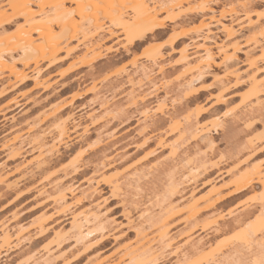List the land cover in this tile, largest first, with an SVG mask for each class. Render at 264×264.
Instances as JSON below:
<instances>
[{"label": "rangeland", "instance_id": "1", "mask_svg": "<svg viewBox=\"0 0 264 264\" xmlns=\"http://www.w3.org/2000/svg\"><path fill=\"white\" fill-rule=\"evenodd\" d=\"M145 1L153 7L156 0ZM8 2L0 0V5L7 9ZM66 6L75 7L70 3ZM201 6L205 7V13L196 15L194 9ZM95 7L98 12L97 23L102 27L101 35L93 36V31H90L85 40L83 36H78L77 40L68 44L74 47L82 40L88 43L105 37L96 52L86 56L83 45L68 57L60 53L62 59L56 67L47 68V63L41 65L43 73L39 77V84L34 80L35 67L30 65L23 68L22 63H19V52H13V56L20 60L16 64L19 63L18 67L25 71L28 78L19 81L14 75L1 72L0 175H9V183L20 182V185L12 187L13 184L8 183L11 187H7L6 184H0V230L4 226V229L13 232L17 224L28 226L42 212L55 213L53 201L40 195L44 190L51 191L62 182L79 189L77 191H83L89 188L91 180L94 194L89 193L81 204H72L70 210L53 219L52 225L69 229L71 212L97 205H101L103 217L109 220L110 225L99 241L103 245L95 251H78L80 245L68 235L64 242V249L72 254L68 264H85L97 257L107 263L118 260L124 247L137 239L139 215L147 201H152L156 206L152 213L154 218L158 216L160 205L171 202L179 207L169 221V234L177 237V243L186 241L188 236L195 243L204 241L202 251L192 256L190 263L201 259V264H216L241 246L244 257L240 264H252L253 253H264L262 247L257 245L261 239L260 232L257 233L256 243L248 246L242 244L239 235L247 226L253 231L259 228V213L264 206V184L255 183L236 193L231 185V171L236 170L237 165L246 167L248 164L258 165L264 171V107L258 109L256 106L249 116H244L247 107L256 102L258 97L264 100V96L252 95L254 89L246 75L251 70L243 52L254 48L251 44L247 45L252 33L240 31L239 27L242 23H245L242 26L246 25L249 17L252 23L261 25L256 34L264 36V0H211L208 3L207 0H193L168 12L160 10L158 6L157 20L164 27L144 41L133 44L126 39L121 26L113 25L109 17L97 11L103 7L102 3L95 4ZM126 10L129 18H132V11L129 8ZM46 12L50 13V9L47 8ZM219 21L233 25L242 33L239 32L236 39L229 40L224 33L217 32L219 42L225 41L229 46L236 42L240 44L243 51L237 53L233 62L242 80L239 78L237 82V79L230 78L224 85L220 84L218 79L222 77L224 67L220 64L221 59L217 58L203 81L192 91H186L184 86L190 74L182 60L183 50L193 38L208 29L216 31L215 25ZM22 22L23 19H18L16 24L9 25L4 36L14 32ZM108 32L114 33V36L107 38ZM153 57L156 58L155 62L152 61ZM143 66L153 69L152 83L138 72ZM162 66L164 72L161 74L159 68ZM254 69L258 72V90L264 93L263 62L259 61ZM130 79L135 85L130 84ZM220 96L223 99L218 101ZM160 100L166 101L163 110L157 108ZM145 107L151 109L147 120L141 114L146 110ZM230 110L234 116L225 120L218 128V133H214L212 148L201 146L202 151L195 158L199 174L193 186L190 185L180 195L170 191L167 176L174 161L168 143L174 142L179 136L178 130H171L174 123L179 122L181 128H185L188 126L186 119L191 122L199 119L205 126H212L215 116L223 117ZM57 118H61V121ZM72 118L76 120L78 128L74 127ZM171 118H174V122H170ZM64 122L67 134L62 137L59 152L55 151L58 153L53 157L47 156L39 168L32 167V173L28 171L30 169L26 172L23 167L39 154L36 149L38 145H23L25 149L22 148L21 155L9 156L8 147L19 146L22 140L39 130L56 132V127L64 125ZM161 139L167 145H159ZM144 140H147L145 145ZM248 140L254 141L252 146L247 143ZM45 142L52 144L51 138ZM182 142L179 150L181 158L199 150L200 146L195 140ZM147 153L150 155L145 157ZM205 154H208V159L203 158ZM136 174L143 176V181L138 185L139 190L125 192V189L117 196L111 195L107 181L118 179L125 184ZM100 176L106 181L97 185ZM215 185L220 188L216 204L210 209L201 206L196 220L188 223L185 208L187 199L192 194L200 198ZM137 194L138 197H135ZM238 217L242 219L241 224L236 223ZM150 229L147 233L153 238L157 231L155 227ZM41 239H14L9 249L1 251L0 264H17L29 250L33 251L36 259H40L44 255L42 247L45 244ZM175 262L176 258L172 257L164 264ZM50 264L61 263L54 261Z\"/></svg>", "mask_w": 264, "mask_h": 264}, {"label": "bare ground", "instance_id": "2", "mask_svg": "<svg viewBox=\"0 0 264 264\" xmlns=\"http://www.w3.org/2000/svg\"><path fill=\"white\" fill-rule=\"evenodd\" d=\"M191 1L193 0H156L154 6L151 7L145 0H9L7 9H4L0 5V76L2 71H6L14 75L16 80L24 81L28 78V75L25 74L23 69L18 67L19 63H22L23 68L33 65L36 75L34 80L36 84H39V77H41L43 73L41 65L47 63V68L56 67L62 59L60 53H65L68 57L83 45L84 54L86 56L96 52L97 49L102 46L106 39L105 37H101L96 41L93 39L88 43H84L90 31H93V36L97 37H99L102 32L101 25L97 23L98 12H96L95 4H103V7L97 11L105 17H109L113 25L121 26L124 30L126 39L133 44L137 41H144L149 35L164 27L163 23L157 20V15L159 13L158 6L161 8L160 10L168 12L186 3H190ZM210 1L211 0H207V3ZM126 2H128L130 6ZM67 3L75 7L69 8L66 6ZM47 8L50 9V13L46 12ZM126 8L132 11V18H129L127 15ZM194 10L196 15L205 13L204 6L195 8ZM210 12L214 13L215 11L210 10ZM214 18L213 16L212 19ZM18 19H23V22L17 26L14 32L5 37L4 35L8 32L7 27L11 24H16ZM247 20L246 25L242 26L245 23H242V25L239 24L240 31L248 30V32L252 33L250 34L252 35L251 39L246 41L247 45L251 44L255 49L252 48L243 51L238 42L230 46L225 44V41L219 42L220 40L217 39L218 31L224 33L226 39L229 40L236 39V35L240 32L238 29H235L233 25H226L220 21L215 25L216 31L208 29L203 34L193 38L187 47L184 48L182 60L190 74V78L186 81L184 86L186 91H192L197 84L203 81L208 72L207 70L215 65L217 58L221 59L220 64L224 67L222 77H218L219 83L224 85L225 81L230 78H235L238 82L241 75H239L240 71L235 68V63L233 61L237 53L243 51L247 57V65L251 70L246 75L248 77V82L254 89L252 95L259 96L261 94L264 96V93L258 90V72L254 69L259 61L264 64V36L261 37V35L258 36V33L256 34V30L260 29L261 25L252 23L253 21L249 17H247ZM78 36H83L84 40H82L81 43L79 42L76 46L70 47L68 43L77 40ZM113 36L114 33H107V38H112ZM214 49L217 51L214 52ZM257 50H259V54H257ZM13 52H19L18 58L21 62H19L18 65L16 61L19 59L14 58ZM188 52L190 53L188 54ZM152 61L155 62L156 58L153 57ZM220 64L219 66H221ZM138 72L141 73L145 80L147 79L149 82H153V69L143 66L139 68ZM163 72L164 67L162 66L159 68V73L162 74ZM129 82L135 85L132 79H130ZM3 92H5V90ZM221 99H223V96H220L218 101ZM256 106H258V109L264 107V100L261 97H258L256 102L250 104L248 106L250 108L247 107V110L244 111V116H249ZM165 107V100L158 101V110H163ZM145 108L146 110H143L141 114L142 117L147 120L150 117L149 114L151 113V109H147L148 107ZM231 116H234L232 110L223 117L220 115L215 116L212 126H205L199 119L195 122L186 119L188 126L185 128H181V123L179 122L174 123L171 130H178L179 136L174 142L168 143L171 150L170 154L174 161L173 167L170 169L167 176V187L170 191L173 193L177 192L180 195V193L188 189L192 183L194 184L199 174V165L195 162L196 156L200 154L203 147L212 148L214 144V133H218V128ZM57 120L61 121V118H57ZM71 120L74 127L78 128L79 126L75 125L77 124L76 120L74 118ZM170 122H174V118H171ZM65 124L66 122H64V125L57 126L56 132L52 130H43V132H40L41 130H39V132L35 133L33 136H29L27 139L22 140L20 144H18L19 146L16 147V144L15 146L8 147L9 156L17 157L21 155V150L25 149L22 147L23 145H25L24 147H26V145L30 146L31 144L38 145L36 149L37 151L39 150V154L36 155L35 158L27 161L23 167L26 172L30 169L28 171L32 173L34 168H39L41 164L44 163L47 156L53 157L59 152L58 147L62 143V137L67 134L64 128ZM47 138H51L52 144L49 145L45 142ZM188 139L195 140L196 144L200 146L199 150H196L197 152L195 151L194 154L188 153L184 158H181L179 150L183 143L182 141ZM253 142V140H248L247 143L252 146ZM146 143L147 140H144L143 144L145 145ZM158 144L161 146L167 145L162 139L159 140ZM55 151L58 152L56 153ZM149 155L150 153H147L145 157ZM203 158L208 159V154H205ZM32 167L33 169L31 170ZM263 173L264 171L258 165L248 164L246 167L237 165L236 170L231 171V185L234 187V191L238 193L246 190L255 183L264 184ZM9 177V175L1 174L0 184L3 183L6 184L7 187H11L9 184L13 183L8 182L10 179ZM141 177L136 174L125 184H122L118 179L107 181L110 186L111 195L113 197L117 196L120 191L125 189V192H130V190L133 189L139 190L140 187L138 185L143 181ZM98 179L97 182L95 181L97 185L101 181H106L103 176H100ZM19 185L20 182H14L12 187H18ZM68 185L61 182L50 189L51 191L42 189L44 191L40 195H44L47 200L53 201L55 204V213L50 214L48 212H42L36 216L28 226L17 224L14 229H12L14 230L13 232L4 229L3 226L0 230V253L6 248L9 249L11 245H13L14 239L21 241L28 237L30 241L32 238L37 239L41 237V240L45 241L42 247L44 252L43 257L36 259L33 255V251L29 250L17 264H50L51 262L54 263V261L60 262L61 264H68L70 262V256H72V254H69V252L64 249V242L68 235H71L75 242L80 245L78 251H95L98 247H101L103 244H101L102 242L99 243V241L109 228L108 225H110L108 222L109 220L103 217L101 205L71 212L68 218L69 229L54 227L52 225V221L55 217L70 210L72 204H81L89 193L93 195V192H95V190H93V181L91 180L89 181V188L83 191L80 190L81 192L77 191L79 189L72 188V186ZM219 192L220 188L215 185L200 198L192 194L190 199H187L185 203L186 212L188 214L187 222L192 223L196 220L201 212V206H204L205 209L212 208L218 201L217 197L218 194H220ZM139 193L141 194L140 191ZM135 197H138V194ZM147 202L144 204L145 209L141 215H139L140 224L136 229L137 239L134 243L124 247L123 253L119 259L113 263H107L101 257H97L95 259H89L85 264H164L172 257L176 258L175 264H201V259L194 260L191 263L189 260L192 256H196L202 251L204 241L202 242V240H199V242L195 243L191 240V237L188 236L186 241L179 244L176 241L177 237H172L169 234V221L179 207L171 202H168L170 204L160 205L158 216L154 218L153 211L156 206L152 204V201ZM259 216L260 229L258 228L253 231L247 226L241 231L239 237L243 241L242 244L248 246L253 242L256 243V237L259 231L261 239L259 238L260 241H257V245L264 250V206L260 209ZM236 223L241 224L242 219L239 217L236 218ZM153 227L156 228L157 235L151 238L147 231ZM190 250L192 251L190 252ZM252 255V264H261V262L264 261V253L262 251H257ZM243 257V247L240 246L236 251L216 262V264H240Z\"/></svg>", "mask_w": 264, "mask_h": 264}, {"label": "snow or ice", "instance_id": "3", "mask_svg": "<svg viewBox=\"0 0 264 264\" xmlns=\"http://www.w3.org/2000/svg\"><path fill=\"white\" fill-rule=\"evenodd\" d=\"M261 264H264V261H262Z\"/></svg>", "mask_w": 264, "mask_h": 264}]
</instances>
